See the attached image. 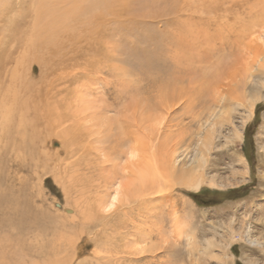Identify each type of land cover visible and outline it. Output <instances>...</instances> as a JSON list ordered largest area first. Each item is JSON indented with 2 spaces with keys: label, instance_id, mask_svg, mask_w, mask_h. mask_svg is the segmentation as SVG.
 Returning a JSON list of instances; mask_svg holds the SVG:
<instances>
[{
  "label": "rangeland",
  "instance_id": "rangeland-1",
  "mask_svg": "<svg viewBox=\"0 0 264 264\" xmlns=\"http://www.w3.org/2000/svg\"><path fill=\"white\" fill-rule=\"evenodd\" d=\"M37 1L0 0V105L11 87L28 110L18 157V125L10 122L7 135L0 125V196H18L30 223L22 233L7 223L0 231V264H264V0L56 1L48 30L75 27L65 45L81 38L78 46L106 57L79 68L86 54L78 52L64 70V47H45L38 54L49 76L39 64L29 69L34 51L24 56L21 46L41 31L32 32ZM197 26L227 32L174 65L175 50L185 49L177 41ZM15 68L32 81L30 97L13 81ZM72 69L78 80L67 76ZM167 79L183 98L165 114L156 92ZM218 92L240 104L229 100L200 186L166 184L161 198L143 197L158 192L142 176L203 132L200 117ZM118 190L121 201L107 209ZM3 207L0 223L13 214Z\"/></svg>",
  "mask_w": 264,
  "mask_h": 264
},
{
  "label": "bare ground",
  "instance_id": "bare-ground-1",
  "mask_svg": "<svg viewBox=\"0 0 264 264\" xmlns=\"http://www.w3.org/2000/svg\"><path fill=\"white\" fill-rule=\"evenodd\" d=\"M56 1H59V0H38L37 1L38 2L37 7H36L37 9H36V12L34 11L36 19H35L34 25L32 26V32L34 31V28H36L37 26L41 27V31L39 33H37L35 31L33 33L34 37L33 36L30 37V39L25 44L21 45L22 48L24 49V54H23L24 56L29 57L27 54H30V51H34L35 56L33 57V61L30 65L29 69L33 70V67H34L33 64H39V66L41 67L40 68L41 72H43V74L47 75V76H49V74L44 72L45 70L43 69L47 65L45 64V62L42 63L44 60V56H43V54H38V51L42 52L45 47L59 46L62 49L64 47L65 50L63 53V57H62L63 59H61L62 64H63L61 66V68H63L64 70H66L69 67L68 61L72 62V60L77 57L78 52H83L86 54L85 57L82 59L83 61L81 62V66L79 68H82V66H83V68H90L92 66L91 65L92 63H97V61L101 60V58L106 57V54L99 56L96 53L97 51L92 49V48L86 47L88 49V51H86V50H84L85 47L78 46V44H76V43L78 41H80L81 38L76 37L75 38L77 40L76 43H72L71 42L72 40H71L69 42V44L67 43L65 45V42L67 40H69V38L71 37V34L73 35V33H74L73 29L75 27L70 28L68 25L67 28H65L63 30L62 34L59 36H57V33H56L57 31H55L54 29L48 30L50 27L53 28V24H57L56 17H54L53 15H50L51 16V19H50L49 14H48V12L53 13ZM136 2L138 4H141L143 2V0H137ZM141 9H143V7ZM54 18H55V20H52ZM194 30L196 32H194L192 34H190V31L185 32L183 37L182 38L180 37L179 40L177 41V44L184 45L185 49L175 50L176 52H174V55L172 56V63L174 65H178V66L182 65L181 64V60H182L181 58L183 56L185 58L188 55L187 53H189V51L192 49L193 45H196L197 49L201 48V46H205L206 44L208 46L209 43L211 44L214 41L213 39H215V38L217 39V37H220V36L222 37L227 32V30L225 31V28L213 30V29H210L209 27L201 28V26H197V29L194 28ZM47 33L51 36H57V37H55V38L50 37L47 39V37H48ZM243 33L244 32L242 31L241 34H239V37H237L238 40L239 39L241 40V42H243V40H242L243 39L242 38ZM248 33H249V31H248ZM248 33H247V35H249ZM244 35H245V33H244ZM41 37H43L44 40L45 39L46 40H59V42H58L59 45L55 41H50L49 43L42 42L40 44V43H38L37 39L38 38L40 39ZM161 37L162 36H159L160 39H161ZM75 39H73V40H75ZM85 40L87 41L88 39L85 38ZM174 43L175 42H172V44H174ZM214 45H215V43H214ZM81 48L85 52L80 50ZM169 50L171 52L172 49L169 48ZM184 51H186V52H184ZM180 52H182L181 55H179ZM68 55H70V56H68ZM190 55H192V54H190ZM179 56L181 58H179ZM148 61L151 63V61H153V60L150 59ZM66 62H67V64H66ZM66 65H67V68H66ZM75 65H76V62L71 63V66H73V67ZM56 68H57L56 65H52V69L55 70ZM31 72H33V71H31ZM76 73L77 72H74V70L72 69L71 71L68 72L67 76H70L71 78L75 77V80H78L79 78L76 75ZM14 75H17V77ZM64 75H65L64 71L61 74H59V76H63V77H64ZM169 75H172V74L169 73ZM12 77H13V81H16L17 79H19L21 92L24 91V92L28 93V95L30 97L31 96L30 93H32L33 87H31L32 81H29L27 74L25 72H22V69L20 72L19 68H15V73L12 75ZM170 77L173 78L174 80L176 79L175 76L174 77L170 76ZM51 80L52 79H49V81H51ZM10 81H11V79H10ZM176 83H177V81L168 80L165 82L163 81L161 84L158 85V88H157L158 91L156 92V96L163 103L165 114H168L169 108L172 107V105L170 103V101L172 99L177 98V97L183 98L182 94H178L179 93V90H178L179 86H177ZM16 90H14L10 87L9 92H8V96L5 95V97H3L1 99L0 108H3V109L1 110L2 114L0 117V125L3 128L2 132L6 133V135L10 133V131H9L10 122H15L18 125V131L17 132L20 136H22L21 137L22 142L18 141V142H15L13 144V148H16V151H14V150L13 151L16 154V157H18L20 152H22V150L26 149V145L28 146V144H25V142H24L25 141V138H24L25 137L24 136L25 131H23L24 127H25V119H26L25 113L28 110L24 109L22 107V103L20 106L19 98H22V97H20V91H16ZM231 99L228 98V95H224L223 93L218 92L217 97L214 100H212V103L209 105L208 109H206V111H204L200 117V122L202 123L200 125V127H202V126L204 127L203 132L199 131L197 134L193 135L192 137L190 135V137L188 139H185V138L181 139L177 144L173 145L172 147H170L168 149V155L164 156L162 164H161L162 167H155V169L153 170V172L151 174L142 176V178H141L142 182L146 183V182L152 181L154 183L155 188L157 189L156 191L158 192L156 194H148V192H147V194L146 193L142 194V195H144L143 197H147V196H151V195H157L159 198H161L160 195H163L164 186L166 184H168L170 187H174L175 184L185 185L187 187H190V185L194 184V182L196 180L197 183L194 186V188H198L200 186V184L202 182V180H200L201 179L200 177L203 175L204 172H206V168L208 166L207 163L209 162V155L211 154V152L216 147V145H215L216 136L215 135L217 132V129H216L217 125L218 124L223 125L224 124L223 122L228 119L230 112L233 110V109H229V104H230L229 100L231 102ZM232 100H233L232 102L235 101V103H236V99L233 98ZM21 101H22V99H21ZM25 102H27V101L24 100L23 104H24V106H27L26 105L27 103H25ZM232 102H231V104H232ZM239 104L240 103H238V105ZM17 108L19 110L18 112H19L20 117L15 116L14 111ZM231 123H233V120L231 121ZM12 126H13V124H12ZM241 138H242V130H240V128H235V126H234L232 128V134H231L230 141L232 143H234V142L236 143ZM35 139H33L32 142L29 143V145H31V144L35 145ZM191 145H194V147H195L194 149L196 151V154L194 156H192V155L189 156V148L191 147ZM136 149H137V147H136ZM3 151H4V149L1 148L0 154ZM179 151H181V153H179ZM17 152H18V154H17ZM182 155L184 157L180 158ZM238 162H239V164L244 163V159L240 158ZM165 194H167V193H165ZM121 197H122V194H121L120 190H118L117 193H115L113 197L111 195L109 200L106 201L107 205H108V207H106V208L108 209V208L116 206L121 201ZM142 200H143V198H142ZM145 201H146V199H145ZM6 204H8V206ZM3 206L7 207V208L5 207L6 211L12 209L11 213H13V214H11V215L9 213H2L1 214V217L3 216V219L1 220V223H0V231L3 229V227L6 225V223L13 225L19 231V233L24 232L23 229L26 230V228L28 226H30L29 221L27 222L28 215H27L26 211H24L22 209L18 196H16V195H12V196L2 195V196H0V211L2 208H4ZM37 221H38L37 218L33 219V222H32L33 225H36ZM158 229L160 230V228H158ZM4 230H2V232H5ZM7 230L8 229H6V231ZM153 232L151 231V233H153ZM6 235H7V233L4 234L3 239L5 238ZM0 236H1V234H0ZM188 244H190V243H188ZM196 247H197V245L193 244V249Z\"/></svg>",
  "mask_w": 264,
  "mask_h": 264
}]
</instances>
